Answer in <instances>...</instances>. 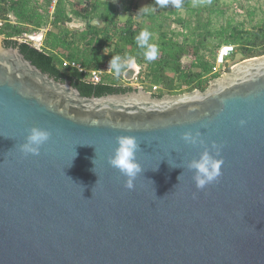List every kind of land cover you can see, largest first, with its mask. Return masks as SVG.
<instances>
[{"label": "water", "instance_id": "95a60500", "mask_svg": "<svg viewBox=\"0 0 264 264\" xmlns=\"http://www.w3.org/2000/svg\"><path fill=\"white\" fill-rule=\"evenodd\" d=\"M34 126L51 138L24 155ZM126 135L131 190L109 163ZM213 144L222 174L199 190L187 165ZM0 264H264V55L204 90L84 96L0 37Z\"/></svg>", "mask_w": 264, "mask_h": 264}, {"label": "trees", "instance_id": "16d2710c", "mask_svg": "<svg viewBox=\"0 0 264 264\" xmlns=\"http://www.w3.org/2000/svg\"><path fill=\"white\" fill-rule=\"evenodd\" d=\"M51 2L52 0H0V19L5 21L0 27V35L4 36L7 46L18 47L38 68L56 79L70 81L84 96L125 93L133 90L134 87L117 86L116 79L112 76H105L102 83H90L85 81L76 70L63 65L65 60L96 68L103 59H109L110 56L134 58L139 65L146 64L145 75L152 85H161L173 94L183 86L186 89H182L180 93L194 89L204 90L210 79L219 76L206 77L210 74L213 62L206 60L203 52H213L209 41L211 37L222 39L218 43V48L227 43L238 46L243 59L264 55V26L257 33H249L231 25L211 31L207 28L209 25L207 21L203 34L193 32L199 37H194L190 42L184 37L182 42H178L163 32L164 14L151 15L152 18L157 19L156 27H149L142 22L137 23L132 17L119 27V15L123 11L121 3L95 1L81 8L68 9L64 0H59L51 18L49 14ZM182 6L188 9V1H182ZM124 11L130 12V7L124 8ZM221 12L224 13L223 9ZM10 16L14 20H11ZM73 17L85 21V30L79 31L67 26ZM94 20L104 22V26L100 28L93 25ZM176 21L187 26L180 18ZM44 26H50L51 30L46 34L41 49H37L32 43H20L14 39L25 33H33ZM197 28L198 26L195 30ZM142 29H148L150 33H159L158 56L153 61H147L143 50L136 45L135 36ZM106 47H112L109 55L103 54ZM253 48L259 49L254 51ZM186 55L193 56L190 67L182 64V58ZM168 71L173 72V75ZM157 95L162 96L163 92L160 91Z\"/></svg>", "mask_w": 264, "mask_h": 264}, {"label": "rangeland", "instance_id": "374dc122", "mask_svg": "<svg viewBox=\"0 0 264 264\" xmlns=\"http://www.w3.org/2000/svg\"><path fill=\"white\" fill-rule=\"evenodd\" d=\"M95 1L106 2V3H121L122 13L119 15L120 23L119 27L122 26L124 22H126L130 17L134 19L135 22H142L144 25L149 27L157 26V19L152 18L153 15H165V19L163 22V32L168 34V37L172 36L176 41L182 42L184 37H187V40L190 42L194 37V31L199 34H203L205 32V23L208 21L209 25L207 28L211 31H216L222 27H226L228 25L237 26L239 29H243L249 33H257L261 27L264 26V0H187L188 1V9L185 6H182L180 9H176L169 4L166 8H161L158 5H155V0H64L67 8H81L88 3H93ZM184 1V0H182ZM143 5H153L155 7L154 12H150L149 14L138 13V10ZM130 7V12H125L124 8ZM223 9L224 13L221 12ZM51 10V9H50ZM172 11H175L172 13ZM54 12V11H53ZM50 14V13H49ZM51 16V15H50ZM182 19L186 22L187 26L182 25L177 22L176 19ZM14 20V18H12ZM101 28L104 26V22H102ZM72 29H78L79 31L85 30V21L82 18L73 17L72 21L67 23ZM198 28L195 30V28ZM42 28V27H41ZM40 29V28H39ZM37 29L36 31H40ZM51 30V29H50ZM47 30V33L50 31ZM53 30V28H52ZM34 31V32H36ZM55 31L57 29L55 28ZM33 32V33H34ZM35 35V34H34ZM41 33L38 35L40 36ZM36 36V35H35ZM3 39L4 36L0 35ZM199 37V36H197ZM196 37V38H197ZM46 36L43 35L42 40L45 41ZM40 39H37L39 41ZM152 43H155L158 47L157 41L159 40V33L152 32L151 38ZM210 47H213V52L204 51L203 54L205 59L213 62L218 51V43L222 41L221 38L211 37L209 39ZM159 48V47H158ZM254 51L259 48H253ZM112 47H106L103 52L104 54L107 51H111ZM240 48L237 46V51L233 54L232 59L226 64L227 68L230 69L232 64H235L241 60H243V55L240 52ZM193 56L186 55L182 58V64L190 67L191 62L193 61ZM136 62L134 58H132V62ZM137 65H139L136 62ZM141 73L138 76V79L143 82L147 91H150L152 88V84L146 78V64L140 65ZM170 75H173V72L168 71ZM112 76V75H111ZM116 79L117 84L124 85L125 83H135L137 80L133 78L130 80H126L123 74L112 76ZM117 77V78H116ZM207 78L209 75L206 76ZM210 78V77H209ZM210 81V80H209ZM208 85V84H207ZM161 86V85H160ZM135 88V87H134ZM159 91L164 94H170L165 88L160 87ZM183 90L186 88L183 86ZM179 89L177 93L180 94ZM151 92V91H150ZM189 92V91H186ZM181 92V93H186Z\"/></svg>", "mask_w": 264, "mask_h": 264}, {"label": "clouds", "instance_id": "9594fccd", "mask_svg": "<svg viewBox=\"0 0 264 264\" xmlns=\"http://www.w3.org/2000/svg\"><path fill=\"white\" fill-rule=\"evenodd\" d=\"M169 4L176 9H180L182 7V0H155V5H158L161 8H166ZM154 11L155 7L153 5H143L138 10V13L149 14ZM150 38L151 33L148 29H142L135 36L136 45L139 49L143 50L144 58L147 61H153L158 56V47L155 43L150 42ZM131 64L132 59L130 57L114 56L109 61V67L112 68L117 75H119L123 69L131 67ZM240 123L243 125L245 122L241 121ZM51 135L52 133L50 130L34 126L29 129L25 142L19 145V149L24 155H39L41 147L49 141ZM182 138L189 144L195 145L202 143L199 136H193L190 131L183 133ZM116 144L117 147L109 157V163L127 178L125 187L129 190L134 189L135 180L142 172L141 165L136 159V153L139 150L140 144L135 136L130 135L117 137ZM212 150L216 151L215 156L212 155V151L205 150L200 154L198 159L192 160L187 165V168L194 172L193 179L199 190H203L207 185L216 182L222 174L221 165L223 161L218 158L219 149L213 144ZM182 175L183 174H181V176ZM181 176L178 177L179 181ZM98 182L99 180L97 183ZM154 195L157 199H163L156 196L155 189Z\"/></svg>", "mask_w": 264, "mask_h": 264}, {"label": "built area", "instance_id": "2783aa9c", "mask_svg": "<svg viewBox=\"0 0 264 264\" xmlns=\"http://www.w3.org/2000/svg\"><path fill=\"white\" fill-rule=\"evenodd\" d=\"M58 2H59V0H52V2H51V5H50L51 10L49 9V13L51 15V18H52L53 11L55 10V7L58 4ZM10 18L12 20L13 17L10 16ZM4 22H5L4 20L0 19V27L4 24ZM48 29L50 30L51 27L50 26H44V27L39 29L40 31H36L34 33H29V34L25 33L21 37L14 38V39L19 41L20 43L21 42L32 43V45L34 47H36L37 49H41L43 47V43H44V40H42L43 35L45 34V36H46ZM40 33H41V35L38 36ZM37 39H40V40L37 41ZM236 51H237L236 45L229 44V43L222 44L218 48L217 55L213 61V65H212L209 77L212 75H221V74L227 73L229 71V68H227L226 64L232 59L233 54H235ZM109 52L110 51H107L105 54L103 52V54L109 55ZM111 58L112 57L110 56L109 59H103L101 61V64L96 68L87 67V66L82 65L81 63H78L75 61H67V60L64 61L63 65L69 66L72 69L76 70L78 73H80L83 76V79L85 81H88V82L93 83V84H98V83L103 82L105 76H111V75L116 76V73L114 72V70L109 67V61ZM131 67H134V69H135L133 79L137 80V81L135 83L134 82L133 83H125L124 85L128 86V87H135V88L143 87V88H145L143 82L138 79V76L141 73L142 67L140 65H137L136 62H134V61L132 62ZM131 67H129V68H131ZM129 68H126L122 72L123 76L125 75V72ZM160 89H161L160 86H157V85H152V88H151L152 91H156V92L159 91Z\"/></svg>", "mask_w": 264, "mask_h": 264}, {"label": "flooded vegetation", "instance_id": "af4514ba", "mask_svg": "<svg viewBox=\"0 0 264 264\" xmlns=\"http://www.w3.org/2000/svg\"><path fill=\"white\" fill-rule=\"evenodd\" d=\"M121 74H122V72H121ZM117 75V74H116ZM117 86H124V87H127V86H125V85H120V84H116ZM153 94H158L160 91H152V90H150Z\"/></svg>", "mask_w": 264, "mask_h": 264}]
</instances>
